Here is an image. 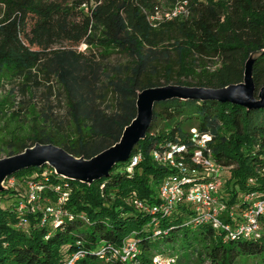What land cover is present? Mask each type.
Here are the masks:
<instances>
[{
	"label": "trees",
	"instance_id": "16d2710c",
	"mask_svg": "<svg viewBox=\"0 0 264 264\" xmlns=\"http://www.w3.org/2000/svg\"><path fill=\"white\" fill-rule=\"evenodd\" d=\"M182 1L188 3V16L157 18L163 2L174 6ZM0 8V82L15 78L18 90L27 93L55 81L65 107L63 119L54 116L53 108L44 113L46 128L30 144H11L8 156L42 143L91 159L119 142L137 115L138 92L169 84L218 89L241 83L250 54L264 49V0H71L66 5L0 0ZM64 43L70 47L54 48ZM81 45L84 52L78 50ZM114 55L120 58L111 61ZM208 60L218 66L212 69ZM197 68L196 83L181 80ZM253 79L257 91L264 87V55L253 65ZM192 129L209 135L211 157L228 169L222 192L227 204L244 208L241 195L264 196V108L248 111L231 103L177 99L157 103L146 138L109 177L87 185L56 175L48 165L10 177L36 179L54 201L50 187L64 184L70 197L56 224L54 218L44 220V205L41 210L20 209L24 189L1 193L0 264H65L75 254L83 256L72 264H152L154 256L165 255L155 251L158 243L183 253L203 243L211 264L264 255V233L231 237L197 223L185 205L171 214L153 212L162 203L158 189L164 180L188 176L202 181L206 176L192 175V170L203 172L192 161L197 148ZM173 145L188 149L176 155L182 169L153 156ZM135 156L141 160L129 171ZM133 198L149 205L148 210L137 209ZM129 240L137 243L135 257L112 258L109 248ZM102 248L110 260L98 255Z\"/></svg>",
	"mask_w": 264,
	"mask_h": 264
},
{
	"label": "built area",
	"instance_id": "2783aa9c",
	"mask_svg": "<svg viewBox=\"0 0 264 264\" xmlns=\"http://www.w3.org/2000/svg\"><path fill=\"white\" fill-rule=\"evenodd\" d=\"M187 5L186 1L179 2L173 6L171 12L164 13L160 11L157 18L161 21H171L188 16ZM191 133L193 142L197 143V148L193 151L192 161L195 165L203 168V172L192 170V175L203 173L206 176L202 181H195L188 178V176L182 179L173 177L164 180L158 189V196L162 203L153 212L161 210L165 214H171L174 208L185 205L189 206L195 213V221L197 223L210 224L217 232H227L231 237L259 238L264 233V196L241 195L245 204L244 208L227 204L222 192L227 182L225 173L228 172V169L218 164L211 157V150L207 146V142L210 140L208 134L200 135L196 129H192ZM187 151L186 146L173 145L170 150L163 153L154 152L153 156L165 166L182 169V165L177 161L176 155ZM140 160L141 156H135L129 171ZM262 174H264V169ZM253 182V180L250 181V183ZM20 184L24 185L26 192V200L21 204V210H41L42 205H44L46 206L42 209L44 210V220L46 218H54L53 220L56 224L61 222V216L64 215V204L70 197V192L66 189V185L57 184L50 187V191L56 195L54 201L43 194L46 186L36 179L23 178L18 180L13 177L6 181L8 188H18ZM132 202L137 209L148 210L149 205L137 198H133ZM107 251V249L102 248L98 255L101 258H105ZM109 251L112 258L128 261L135 257L138 246L135 241L129 240L119 248L110 247ZM81 256L83 254H75L73 260L65 264H72L74 260L79 259ZM105 259L108 261L111 258ZM172 262H174V259L168 255H157L152 260V264H171Z\"/></svg>",
	"mask_w": 264,
	"mask_h": 264
},
{
	"label": "water",
	"instance_id": "95a60500",
	"mask_svg": "<svg viewBox=\"0 0 264 264\" xmlns=\"http://www.w3.org/2000/svg\"><path fill=\"white\" fill-rule=\"evenodd\" d=\"M263 55L264 49L250 54L245 64L244 79L238 84L218 89L169 84L138 92L137 115L124 129L119 142L91 159L76 157L54 144L42 143H36L19 154L0 158V194L8 191L6 181L11 176L46 165L66 180L87 185L109 177L114 167L127 162L137 144L146 138L157 103L177 99L231 103L248 111L264 108V87L257 91L253 79V65Z\"/></svg>",
	"mask_w": 264,
	"mask_h": 264
},
{
	"label": "rangeland",
	"instance_id": "374dc122",
	"mask_svg": "<svg viewBox=\"0 0 264 264\" xmlns=\"http://www.w3.org/2000/svg\"><path fill=\"white\" fill-rule=\"evenodd\" d=\"M58 2L60 4H69L71 0H49ZM172 5L165 2L162 4V12H171ZM0 12H2L0 8ZM70 47L69 44H58L54 48ZM85 45H81L78 50L84 52ZM94 52H98L96 49ZM120 58L114 55L111 61ZM217 61L208 60V65L215 69L218 64ZM203 65V62L201 63ZM200 68L195 70L194 75L185 76L181 80L185 83L194 84ZM47 83V82H46ZM18 82L15 78L7 76L0 82V104L5 105V108L0 110V158L9 157L8 153L12 150L11 144H20L21 142L30 144L31 139L35 136L36 132L41 133L45 126V115L50 108H53V114L56 117L63 119L65 117V107L58 100V86L55 81L49 84H43L40 87L33 86L27 93H22L18 90ZM53 92L51 97L50 93ZM22 110L21 116L13 117V112ZM162 122L158 123V127H162ZM229 176V172L225 173ZM19 189H24V185L20 184ZM224 192V191H223ZM48 202V201H47ZM10 203H4L8 205ZM156 252L165 255H171L174 262L171 264H211L206 257L203 250V243H195L194 248L190 251L183 253L180 249L171 251L168 244H157L155 246ZM237 264H264V255L261 256H241Z\"/></svg>",
	"mask_w": 264,
	"mask_h": 264
}]
</instances>
